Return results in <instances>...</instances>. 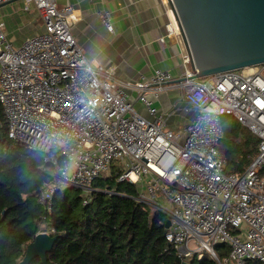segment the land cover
<instances>
[{
  "label": "built area",
  "instance_id": "1",
  "mask_svg": "<svg viewBox=\"0 0 264 264\" xmlns=\"http://www.w3.org/2000/svg\"><path fill=\"white\" fill-rule=\"evenodd\" d=\"M25 2L35 3L45 30L17 46L0 21V104L9 137L44 154L42 169L51 179L42 184L39 202L46 210L69 186L80 188L88 203L96 178L123 161L119 179L135 184L137 199L152 212L168 215L166 239L182 261L208 252L219 264H264L263 64L199 78L186 54L175 85L196 114L183 134L167 126L166 113L148 98L171 86L173 73L155 69L149 78L119 81L112 67L93 65L78 44L71 29L74 5ZM168 3V34L181 35ZM100 17L114 31L110 10ZM130 89L149 117L135 107ZM224 115L259 138L258 154L240 174L226 171L227 157L219 149ZM219 244L229 246L222 258Z\"/></svg>",
  "mask_w": 264,
  "mask_h": 264
},
{
  "label": "trees",
  "instance_id": "2",
  "mask_svg": "<svg viewBox=\"0 0 264 264\" xmlns=\"http://www.w3.org/2000/svg\"><path fill=\"white\" fill-rule=\"evenodd\" d=\"M264 64V63H263ZM224 137L219 149L226 169L240 174L258 154L259 138L234 116H222ZM44 154L28 149L8 135V120L0 104V264H20L27 245L42 226L58 235L47 264H181L177 249L166 239L168 215L152 212L137 199L138 187L119 179L115 165L110 175L96 178L89 202L83 191L67 187L54 197L49 212L39 202L42 184L51 175L42 169ZM220 258L229 253L219 244ZM191 264H219L208 252ZM249 264H263L250 260ZM30 264H44L40 257Z\"/></svg>",
  "mask_w": 264,
  "mask_h": 264
},
{
  "label": "crops",
  "instance_id": "3",
  "mask_svg": "<svg viewBox=\"0 0 264 264\" xmlns=\"http://www.w3.org/2000/svg\"><path fill=\"white\" fill-rule=\"evenodd\" d=\"M169 0H57L59 6L72 4L77 18L72 20V32L84 54L93 65L115 70L119 81L137 82L149 78L155 69L169 70L175 79L158 96L148 98L158 110L166 113L167 126L185 134L196 109L176 87L184 72L188 54L183 34L169 35L167 23ZM110 10L114 31H109L100 12ZM0 21L8 39L21 45L26 38L45 30L44 20L34 2L9 0L0 5ZM135 107L145 116L149 112L138 100V93L130 89Z\"/></svg>",
  "mask_w": 264,
  "mask_h": 264
},
{
  "label": "water",
  "instance_id": "4",
  "mask_svg": "<svg viewBox=\"0 0 264 264\" xmlns=\"http://www.w3.org/2000/svg\"><path fill=\"white\" fill-rule=\"evenodd\" d=\"M171 5L196 77L264 63V0H171ZM170 225L168 218L166 227ZM58 238L38 232L20 264L37 257L47 264Z\"/></svg>",
  "mask_w": 264,
  "mask_h": 264
},
{
  "label": "rangeland",
  "instance_id": "5",
  "mask_svg": "<svg viewBox=\"0 0 264 264\" xmlns=\"http://www.w3.org/2000/svg\"><path fill=\"white\" fill-rule=\"evenodd\" d=\"M261 68H262V70H263V72H264V64L261 66ZM149 99H150V98H149ZM124 163H125V162H123V161H116L115 164L110 168V170L107 171V172L104 173V174H106V175H110L112 169H113L114 167H116L115 165H117V168L119 167L120 169H122V165H123ZM120 166H121V167H120ZM246 168H247V167H246ZM246 168H245V170H246ZM226 171H227V172H235V171H232L231 169H226ZM42 231H47V232H50V233H51V231H50V227L47 226L46 224H44V225L42 226Z\"/></svg>",
  "mask_w": 264,
  "mask_h": 264
}]
</instances>
